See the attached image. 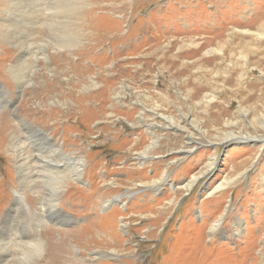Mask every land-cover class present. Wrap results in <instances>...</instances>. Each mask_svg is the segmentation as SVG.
<instances>
[{
	"label": "rangeland",
	"instance_id": "rangeland-1",
	"mask_svg": "<svg viewBox=\"0 0 264 264\" xmlns=\"http://www.w3.org/2000/svg\"><path fill=\"white\" fill-rule=\"evenodd\" d=\"M35 1L0 0V236L22 242L27 230L35 234L42 253L25 264H264V144L220 140L225 131L264 136V40L228 36L233 28L264 31V0H44L24 28ZM65 22L77 40L61 47L53 38ZM190 39L223 52L203 57L188 49L174 61L178 69L170 67ZM20 52L28 54L19 60ZM139 94L143 106L155 105L144 95L154 97L159 112L181 124L187 117L202 131L190 128L188 143L183 130L151 125L158 143L142 163L136 154L152 143L146 127L154 120L147 110V123L134 122ZM212 95L207 106L197 103ZM20 122L82 159L80 178H66L58 192L54 175L21 187L11 138H24L35 166L37 155ZM210 159L212 168L185 192ZM224 179L233 182L214 189ZM40 197L55 199V213L40 210ZM19 248L0 264H15Z\"/></svg>",
	"mask_w": 264,
	"mask_h": 264
},
{
	"label": "bare ground",
	"instance_id": "bare-ground-1",
	"mask_svg": "<svg viewBox=\"0 0 264 264\" xmlns=\"http://www.w3.org/2000/svg\"><path fill=\"white\" fill-rule=\"evenodd\" d=\"M37 1H39V2H37ZM43 1L44 0H36L35 1V3L37 2L36 5H35V9L33 8L34 10L31 9L29 11V15L31 13H33L34 17H29L28 16L29 18L26 17L27 19H25L24 21H22V23L25 24L24 26L22 25L24 28L27 27V25L29 23L28 22L29 19L38 17V14L41 12L42 7H43V5H42L43 4ZM16 2H17V0H16ZM47 6H48V4H47ZM51 16L52 15L50 14V19H49L50 22H49V24L50 23L52 24L51 30H53L54 27H53V23L51 22L52 21V17ZM31 24H33V23L31 22ZM63 28H67V30H69V32L71 30L70 27L65 22V26L62 27V28H60L59 35H56L55 36L56 38L54 37L53 38V41H54L55 44L61 45V47H62L63 44H69L71 46L73 43L76 42L77 38L76 37H71V35L69 36L68 34H71V32L70 33H66L65 31L62 30ZM30 29H31V27L28 28V32H29ZM235 29L236 28H233V30H230L229 31V35H228L229 38L231 36H233V35L242 36L243 34H251V35L254 36V38L256 39V41L264 40V31L261 30V29H259V28H258V30L256 29L255 31H252V30L250 31L249 29H238V30H235ZM13 32H15V31H13ZM65 34L68 35L66 38H65ZM7 36H9V35H7ZM12 39H13V37H12ZM18 39H20V38H18ZM103 39H105V38H103ZM227 41H230V39H228ZM24 42L29 47V51H28V53H29L30 52V49H31V42L28 39H25ZM49 45H50L49 43L46 44V46H49ZM57 47L60 48V46H57ZM57 47H55V48H57ZM166 47H168V46H166ZM256 48L257 47H252L251 49H256ZM188 49H190V51ZM161 50H162V48H160V49L159 48H155L154 49V52L157 54L156 55V58H159V59H161L163 61L164 60L163 58L166 59V55H164V51L160 52ZM177 50H178L177 53H175V54H173V55H171L169 57L170 67H177L175 65L174 61L177 58H179V55H181L183 52L189 51V54L190 55L191 54L195 55V54L200 53L201 51H205L204 53H202V56L205 57L208 53L209 54L210 53H212V54L213 53H219V54H221L223 52V47L218 46V47H214V48H212L210 50H202V44H201L200 40L190 39V41H181V44H179L177 46ZM246 52H247V50H246ZM28 53L26 52V53L22 54L20 52V54L18 56L19 60H21L22 58H24V55L25 54H28ZM261 53L264 56V49L261 50ZM261 53H260V55H261ZM257 56H259V55H257ZM200 58L198 57L197 59H200ZM240 58L242 60L240 64H242L243 70L246 72L245 67H248L249 66L248 65L249 60H247V54H245V53L243 55L241 54ZM197 59H195V60H197ZM180 64H179L180 66H183L184 65V62L182 61ZM161 67L164 68V65H161ZM253 68H255V67H253ZM177 69H178V67H177ZM239 76H240V78L243 77L244 76V72L243 73H240ZM187 82L188 81H183V86H187L189 84ZM191 82L194 83L193 81H191ZM97 85H98L97 82H93L91 84V87H94V86H97ZM123 88H127V87L126 86L121 87V89H123ZM166 93H160L159 97H163L164 100L167 103H171L176 108V111L179 113V115L181 117L182 116H185V114H187V112L181 110V108H180L181 105L174 104L173 101H170L169 100V96ZM118 94L119 93H117V96H116L117 98H119L118 97ZM141 95L142 94H139L138 96H136V100H135V103H134L136 105V107L138 108V110H137L138 117H137V120H135L134 122L137 121L140 124H144L145 122L147 123V120L144 117V115H145L144 113L147 110L150 111V115L149 116L152 117V119L154 121L151 122V123H148L149 125H148V127H146V131L147 132L148 131L150 132L151 129L153 128L151 125H153L154 128H158V126H161L163 129H171L172 131H182L183 130V131H185V134H186V136H185L186 137V141L188 143H192V137H193V134L194 133H191L190 132V128L194 129V131H199V132L202 131L201 130V127H199L196 124V122H194L193 120L187 121V119H188L187 117L184 118L185 119V123L184 124H181L180 123V120L179 121L176 120L172 115H165L164 113L159 112L157 110V107H158L157 103L154 102V101H152L154 97L144 95V98H148L151 101V103H153L155 105L154 106H151V107H145V106H143L142 100L139 99V97ZM190 95H192V91L190 89H188L187 96L189 97ZM97 100L100 102V100H103V98H99ZM214 100H216V97L214 95L209 96L208 98L206 96H203V99L197 101V103H204L205 106H207L209 103L214 102ZM129 101H131V99H129ZM247 111H248V109H246V108L241 107L240 105H238V112H240L242 116H245V114L247 113ZM20 123H22L24 125V127L26 128V131H25L26 137L25 138H27V140L33 139V141H31L30 144L33 145L35 143V146H36V148H35V153L36 154L35 155H37L36 156V161L37 162H35L37 164V166H35L34 163H32L31 160H30L31 155H30V152H29V150L27 149V147H26V145L24 143V140H23L24 138L22 137V139H21V137L16 136V135L11 138V140H10V142H11V148L15 151L14 153H16V157L15 158H16V161L18 163V168H19L18 178H19V181L21 183V187H25L27 185H29V186L35 185V183L37 182V178L40 176V174H45L46 177L53 176L54 175L53 178H55L58 181L57 182V185H59L58 187H54V189H56L57 192H58V190L60 189L61 183L63 181H65L66 178H69V177L70 178L71 177L80 178V176H81V170L83 169V161H82V159H79V158H77L75 156L72 157V156H70L69 153H64L62 151L61 145H59L56 142H52L50 140L49 136L46 134L47 132L46 133L45 132H40V130H37L35 127H33V125H31L29 123H26V122H20ZM259 123H260L261 126H264V122L259 121ZM153 132H155V130H153ZM153 132L152 131L150 132L151 139H152V143L150 144V146L145 147L144 149H142L140 152H137V154H136L137 155L136 157L139 159V161H142V163L146 160V158H149L150 157V155H149L150 150L153 147H155V145L158 143V136H155L156 133H153ZM223 135H224L223 137H220V140L223 141V142L224 141H228V140H233V139H242V140H249V139L254 140V139H258L260 142H262L261 145L264 144V136L263 137H258L256 135H251V134H249L247 132H245L244 134L243 133L235 134L233 131H229V132L228 131L227 132L225 131L223 133ZM192 147L189 146L188 148H192ZM185 149H183V150H185ZM190 150H192V149H189L187 151L189 152ZM213 162L214 161L210 159L206 163V169L201 170L199 172V174L192 175L191 178L184 185H182V187L185 188V192H187V191H189V189H191L192 185L199 179V178L197 179V177H201L202 175H204L207 171H209L212 168V166L214 164ZM36 168H38V169H36ZM231 181H232V179L231 180L230 179L229 180H225L224 179L214 189H221V188L225 187L227 184H229ZM184 188H183V190H184ZM40 198H42V197H40ZM21 199L22 198H21L20 193H17V198H16V201L15 202H18ZM42 199L44 201L43 202H40V205H41V209L40 210H42V208H43V211L45 212L47 210H52L53 209L52 211L55 213V211L57 210L56 205L54 203L55 202V199L54 198H50V199L42 198ZM42 199H40V200H42ZM43 211H41V212H43ZM216 222L218 223V220ZM2 225H4L3 224V220L0 221V227H1V229H3L2 228ZM11 231H13V230H11ZM17 231H21V230H18L16 228L13 231L14 232L13 235L17 234ZM27 231H28L29 234H27L25 236H26V238H28V240L27 241L21 240L22 242H17L18 239H19L18 236L16 238L14 236H13V238H11V237H9L10 235L7 236V237H5V238H3V237L0 236V259L3 262L4 261L10 262L11 260H13V259L10 260L9 257L11 255L10 252L12 251V249H13L14 246L21 247L19 249H21V253L23 254L22 258L17 259V262L15 264H25V262H26L25 260L26 259L33 258V257L37 258V257L40 256V254L42 253V244H41V242H35V243L32 242L31 240H32V238H35L34 237L35 234H32L33 232L30 231V230H27ZM23 232L25 233L26 231H23ZM23 232H21V233H23ZM9 233H11V232H9ZM36 237H37V235H36ZM18 244H20V245H18ZM6 247H8V249ZM23 249H26V250H23ZM9 250H11V251H9ZM15 260H16V258H15Z\"/></svg>",
	"mask_w": 264,
	"mask_h": 264
}]
</instances>
